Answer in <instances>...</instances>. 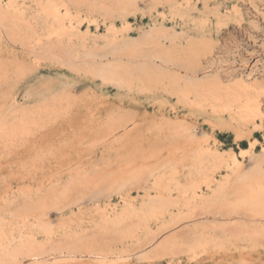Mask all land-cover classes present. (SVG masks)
Returning a JSON list of instances; mask_svg holds the SVG:
<instances>
[{
  "label": "rangeland",
  "instance_id": "1",
  "mask_svg": "<svg viewBox=\"0 0 264 264\" xmlns=\"http://www.w3.org/2000/svg\"><path fill=\"white\" fill-rule=\"evenodd\" d=\"M116 1L0 0V264H264V216L244 207L176 202L162 216L138 184L37 206L77 173L117 168L120 131L81 157L68 144L118 112L182 120L244 170L264 159V0ZM67 95L80 102L64 109ZM185 174H159L173 202ZM123 192L139 212L104 219Z\"/></svg>",
  "mask_w": 264,
  "mask_h": 264
},
{
  "label": "bare ground",
  "instance_id": "2",
  "mask_svg": "<svg viewBox=\"0 0 264 264\" xmlns=\"http://www.w3.org/2000/svg\"><path fill=\"white\" fill-rule=\"evenodd\" d=\"M116 2L123 8L133 7L136 4V0H117ZM4 13L5 11L0 7L2 17ZM11 17L15 15L11 14ZM64 102V109H66V107L69 108L79 103L80 98L67 95ZM56 114L57 110L49 111L48 119H54ZM129 124H134L132 129L128 128ZM119 131L122 133L117 138L118 147L113 155V161L117 165L115 170H111L109 163H105L102 173L101 170L92 173H77L76 177L71 178L63 187L58 196L47 192L36 201L37 206L42 208L43 201L49 200L56 205L76 204L81 208V204L88 200L99 196L108 197L112 192H118L121 188L138 184V187L144 188L145 195L148 197H150L149 190L155 191V195L149 198L147 204L151 208L150 211L162 214V216L165 214L171 216L168 209L167 211L164 209L176 202L191 207H208L214 204L232 210L244 207L253 215H260L261 218L264 216V159L261 157L254 159L250 169L244 170L238 159L232 158L226 161L215 149L202 144L203 140L196 136L190 126L182 120H169L162 116L140 119L132 112H118L108 115L101 121L87 124L78 131L76 137L72 135L73 141L68 145L74 155L81 157L84 153H90L96 144L114 139L115 133ZM39 149L41 151L43 146L40 145ZM247 152L244 150L242 153ZM221 168L226 171V175L218 179L214 172ZM181 169L186 174L183 181L175 183L177 196L173 202L171 196L166 193L168 185L164 182V176L166 174L172 176ZM156 173L164 176L156 175ZM149 176L154 177V180L147 186L145 184ZM120 200L124 203L120 212L108 214L102 211L100 215L106 220L117 221L139 212L132 201L127 199V193H121ZM106 204L108 205L109 202ZM37 215L40 217L39 214ZM208 243H211V240L201 245L205 247ZM217 246L218 244L212 245V248ZM18 251L17 249L8 250L5 256L10 257ZM18 263L14 262V264Z\"/></svg>",
  "mask_w": 264,
  "mask_h": 264
}]
</instances>
